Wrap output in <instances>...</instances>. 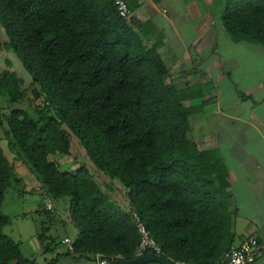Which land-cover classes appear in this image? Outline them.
<instances>
[{"label": "trees", "instance_id": "1", "mask_svg": "<svg viewBox=\"0 0 264 264\" xmlns=\"http://www.w3.org/2000/svg\"><path fill=\"white\" fill-rule=\"evenodd\" d=\"M222 23L234 42L264 47V0H227ZM0 25L5 49L17 54L44 102L35 105L38 118L27 107L7 116L9 145L49 195L72 198L78 235L68 253L108 264L137 258L136 211L171 262L218 264L234 239L228 170L218 149L190 138V117L208 101L200 90L177 87L172 47L148 46L135 19L122 18L110 0H0ZM21 85L13 72L0 75V93L13 104ZM71 133L98 171L127 189L125 197L87 167L60 170L56 157L71 153ZM13 170L0 142V264H39L4 231L12 223L2 208ZM107 192H118L121 205ZM39 239L45 253L61 244L45 232Z\"/></svg>", "mask_w": 264, "mask_h": 264}, {"label": "crops", "instance_id": "2", "mask_svg": "<svg viewBox=\"0 0 264 264\" xmlns=\"http://www.w3.org/2000/svg\"><path fill=\"white\" fill-rule=\"evenodd\" d=\"M128 2L133 9L131 17L136 21V30L146 44L152 46L162 40L175 50L177 60L171 69L174 82L184 79V82L191 83V87L196 86L194 90L203 84L208 104L190 117V138L199 147L208 146L220 151L228 170L232 194L228 204L234 233L231 245H240L249 237H255L260 248L253 264H264V61H256L260 67H254L256 63L251 61L250 67L246 65L245 68L242 62L235 60L232 69L226 61L219 59L217 34L219 31L228 39L226 47L246 44L247 49L264 55L263 46L246 41L234 42L225 28L218 30L213 26L215 20L210 12L198 11L200 0ZM195 12L201 14L193 17ZM7 42L5 30L0 25V69L4 54L8 53L4 47ZM194 73L202 74L205 79L199 78L195 82ZM123 194L124 197L127 195V189ZM47 197L43 195L38 210L51 213L49 217L56 220L52 212L56 207L53 205L52 210L46 209ZM125 201L129 203L127 199ZM13 217L25 219L30 225L28 221L32 216L25 212L22 215L16 213ZM40 222L41 225L33 221L29 234L22 228L16 233H6L20 244L27 258L35 259L39 264H99L97 256L69 254L63 244L69 236L63 234L59 237L61 244L45 253L39 234L45 232L47 237H54L50 235L49 226H45L46 221ZM64 223L73 229L76 238L78 229L71 220L70 209L69 218Z\"/></svg>", "mask_w": 264, "mask_h": 264}, {"label": "rangeland", "instance_id": "3", "mask_svg": "<svg viewBox=\"0 0 264 264\" xmlns=\"http://www.w3.org/2000/svg\"><path fill=\"white\" fill-rule=\"evenodd\" d=\"M227 0H200V10L203 12H210L212 17L214 18L215 27L218 28V30L221 28L224 30V26L222 23V15L224 14V10L226 8ZM199 13H193V17L198 16L201 14ZM223 32V31H222ZM6 33V32H5ZM7 36V35H6ZM217 53H219V59L222 61H226L233 69L235 60H238L239 62H242L245 68H247L246 65H249L250 62L256 61L259 59L260 61H264V55L257 54L254 50L251 48L247 49L246 44H238V45H231L230 47H226V42L228 39L225 38V35L218 31L217 34ZM8 39V36H7ZM260 46V45H258ZM3 47V46H2ZM261 47V46H260ZM263 50L264 48L261 47ZM261 49V50H262ZM175 52V50H174ZM176 54V52H175ZM5 60L1 67V74L4 71L13 72L18 79L22 80L21 89L24 91L23 97L21 98V102L19 103H11L10 99L8 97L7 93H0V139H1V146L4 149L5 155L8 157L9 161L14 164V178H12L9 187L7 189V193L3 202V212L12 218V223L7 226L4 231L5 233H16V230H19L22 228L24 232L29 234V231H31V228L33 226V221L36 224L41 225V220L46 221L45 226H49L50 235H52L58 242L60 235H67L71 239L75 238L74 231L70 227L68 228L66 225H64L65 221L69 218V209L71 208L72 198L68 196H62V197H54L52 195L48 194V191L44 185V183L41 181V179L36 178L37 174L36 172L32 171V166L30 163H27L25 161V157L20 153V151L16 149H12L9 145L10 138L8 137L7 133V116H10V113L14 110V108L19 107H27L26 109L28 112H30V115L32 117L38 118L40 114H38L35 110H38L37 108L34 110L35 105L37 106L38 103H43V99L39 102V100L36 98V96L33 93L34 86L31 84V78L27 71L24 69L21 61L19 60L17 54L12 50L6 52L4 54ZM177 56V54H176ZM3 61V60H2ZM223 64H225L223 62ZM254 67H260L261 65L257 64L253 65ZM235 73L237 71L235 70ZM0 74V75H1ZM234 74V70H233ZM235 76V74H234ZM193 78L198 80L199 78L205 79V76L199 73H194ZM183 79L182 82L179 81L176 83L177 87L179 89H186L193 90L196 86L191 87V83L184 82ZM193 85V83H192ZM201 84H199L200 86ZM33 86V87H32ZM202 87L204 88L203 84ZM199 87L200 90L203 93H206V91ZM210 90L213 91V88ZM203 100V98H202ZM195 103H199L198 100L195 101ZM34 105V106H33ZM41 108V107H40ZM45 112V111H44ZM66 128V127H65ZM71 140H72V150L71 153L64 157H56V162L61 167L64 164L70 163L73 164L72 168H70L71 171H75L81 167H87L89 171L95 176V179L97 182H101L102 180H106L110 182L112 185L118 189V191L124 196V188L123 185L118 181H112L113 179H110L108 176L104 175L100 171H98L97 167L92 163L90 160L86 150L81 145L78 138L71 133ZM208 147V146H207ZM55 158V157H54ZM19 181H16V180ZM47 195L51 200L52 204L56 207L55 211H52L54 213V216L57 217L56 220L54 218L49 217L51 216V213H47L44 211L38 210V206L41 203L43 195ZM107 195L112 198V200L120 204V202L117 200L120 197L115 198L116 195H118V192L116 193H110L107 192ZM119 196V195H118ZM121 205V204H120ZM36 207V208H35ZM21 209L20 211H18ZM35 209V210H34ZM32 211V213H30ZM29 213L32 217L29 219L30 225L27 224V221L22 218L13 217L16 215H22L23 213ZM25 224V225H23ZM40 261V260H39Z\"/></svg>", "mask_w": 264, "mask_h": 264}, {"label": "built area", "instance_id": "4", "mask_svg": "<svg viewBox=\"0 0 264 264\" xmlns=\"http://www.w3.org/2000/svg\"><path fill=\"white\" fill-rule=\"evenodd\" d=\"M118 14L122 18H129L133 15V9L128 0H110ZM46 209L52 210V200L47 197L45 199ZM132 219L139 233V246L136 252L137 257L144 256L147 253H155L164 256L161 244L153 237L149 228L141 218L138 212H132ZM67 252L74 253V240L67 237L63 240ZM260 248L259 241L255 237H249L240 245H231L222 255L218 264H253L257 252ZM99 264H108V258L97 255ZM174 264H194L186 260H177Z\"/></svg>", "mask_w": 264, "mask_h": 264}, {"label": "water", "instance_id": "5", "mask_svg": "<svg viewBox=\"0 0 264 264\" xmlns=\"http://www.w3.org/2000/svg\"><path fill=\"white\" fill-rule=\"evenodd\" d=\"M73 164L67 163L64 164L61 167V171L62 172H70V168H72ZM149 262H156L159 264H174L173 262H171L168 258H166L165 256H160L157 255L155 253H147L144 256L141 257H137L133 260H124L122 261L121 264H146Z\"/></svg>", "mask_w": 264, "mask_h": 264}]
</instances>
